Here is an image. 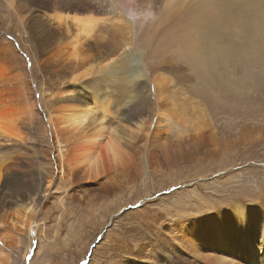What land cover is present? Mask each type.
I'll list each match as a JSON object with an SVG mask.
<instances>
[{
  "label": "bare ground",
  "instance_id": "6f19581e",
  "mask_svg": "<svg viewBox=\"0 0 264 264\" xmlns=\"http://www.w3.org/2000/svg\"><path fill=\"white\" fill-rule=\"evenodd\" d=\"M112 1L120 5L122 13L130 14L131 24L145 35L136 40L139 55L132 51L118 53L119 41L114 37L122 28L120 23L115 24L110 19H122L117 15L112 18L104 16L108 12L102 0H0V20L7 26L5 31L0 30V264H16L19 257L23 262L30 240L35 238L33 232L42 236L37 215L44 205L42 197L45 194L42 192L48 191L55 183L54 168L58 167L60 179H71L77 190L82 189V180L98 176L123 184L134 176V167L144 170L150 145L163 151L168 149V142L161 137L160 129L163 121H169V115L178 117V122H194V130H200L195 136L196 153H204L208 151L206 147L214 145L215 142H211L213 133H204L202 128L206 124V108L201 107L196 99L189 101L175 97L166 87L165 80L168 79L164 77L163 85V77L156 70L173 73L182 69L179 65H185L186 70L192 71L194 80L196 78V83H192L194 91L195 88H203L204 81L214 76L218 62H230L232 58L242 62L244 59L252 68H240L244 70L246 67L250 77L264 66V0H193L192 6L184 4L185 0L173 8L175 0H165L164 8L149 2V7H135L137 5L129 6L122 0ZM168 3L171 6L166 9ZM236 23L240 41L228 44L230 27L236 29L233 27ZM6 34L12 35L10 40ZM235 34L234 31L232 36ZM92 37L95 44L89 46L87 40ZM106 45L110 47L102 51L100 48ZM41 46L53 48L52 53L49 49L44 50L51 55L50 65L54 69L65 68L62 73L53 71L59 73H55L57 77L66 79L68 85L76 88L83 86L85 93L89 94L80 103L66 102L71 92L62 90L58 92L63 103L49 105L48 108L44 105L46 123L43 121V126H48L55 137V142L50 144L59 156L57 164L51 161L50 156L47 160H40L35 140L39 100L32 66L38 64L36 51ZM88 50L96 52L87 54ZM25 56L29 57L30 66H27ZM147 62L150 65H146ZM197 72L205 78L201 79ZM93 73L99 76L85 80ZM215 76L226 83V78L218 72ZM148 82L153 87L152 113L145 108L144 94H138L141 102L138 99L134 101L137 95L133 96L137 94L135 92L141 93ZM107 87H111L110 91L119 88L127 100L117 107L109 97L100 95ZM197 92L195 96L199 97ZM191 98L194 99L193 95ZM114 106L115 111L122 108L125 114L135 113L133 126L120 121V116L112 112ZM144 112H150V117H142ZM140 137L144 142H135ZM25 140H30L27 146L24 145ZM42 163L49 165L45 171L49 180H44L39 173ZM73 166L79 167V172H75ZM43 181L45 187L40 192L39 184ZM98 187L103 190V186ZM109 188L113 189V184ZM212 205L211 208H203L205 211L202 210L201 214L199 210L192 215L176 213L174 220L168 218L165 221L162 228L164 247L157 249V262L264 264V197L255 204H248L235 195L223 206ZM145 215L149 214L139 216L145 218ZM23 233L29 237V246L20 251L21 256L13 255L12 258L10 252L22 240L20 235ZM40 246H36L34 256ZM142 249L146 250L145 247ZM131 250L128 247L126 251L131 257L150 258L151 252Z\"/></svg>",
  "mask_w": 264,
  "mask_h": 264
},
{
  "label": "rangeland",
  "instance_id": "374dc122",
  "mask_svg": "<svg viewBox=\"0 0 264 264\" xmlns=\"http://www.w3.org/2000/svg\"><path fill=\"white\" fill-rule=\"evenodd\" d=\"M102 1L105 4L106 12H108L104 16L112 18L113 15H117L122 19V21L110 19L111 21L114 20L113 23L115 24L120 23L122 28L114 37L116 41H119L118 53L132 51L139 55L140 48H138L136 40L145 36L142 34L143 32L136 30L135 25L131 24L128 19V17L130 19L132 17L126 11L122 13L123 10L120 5L112 0ZM122 1L129 6L130 4H132L131 6L137 5L135 7H149L153 3L164 8L165 4V0H154V2L153 0ZM182 1L185 0H175L172 3V8ZM187 1L184 3L187 6H192L194 3L193 0H190L187 4ZM148 2L150 5L147 4ZM170 6V3L166 4V9H169ZM233 27L236 29L230 27L232 31L227 40L228 44L240 41L238 37L240 30L237 28V23ZM6 28V24L0 20V30L5 31ZM127 28L131 30L130 35ZM234 31L236 34L232 36ZM58 35L61 36V34ZM7 36L10 40L12 35L8 34ZM94 37L91 38L92 40H87L89 46L95 44ZM109 47L106 45L100 49L104 51ZM44 49H49V53L53 52V48L50 46L39 47L36 51L38 64L35 67L32 66V71L35 72L37 80V99L40 105H38L39 115L37 116L35 140L38 144L40 160H47V157L50 156L52 157L51 161L57 164L60 161L59 156H56V150L51 149L55 137L51 134L48 126H45L46 128L43 126V121L46 123V108L49 105L56 106L64 102V100L59 99H63L60 97L61 94L59 95L62 90H67L66 93L71 92L72 96L68 94L69 97L71 96L70 99L68 96L65 99L64 96L66 102L80 103L81 100L87 99L89 94L85 93L83 86L76 88L68 85L66 79L57 77L56 74L62 73L65 68L54 69V66L50 65L51 55ZM95 52V50H88L87 54L94 55ZM21 55L23 56V53ZM40 56L43 57V60H47L42 62ZM24 58L27 66H30L29 57L25 56ZM44 64L47 67H44ZM146 65L150 64L147 62ZM169 66L173 67L174 65L169 64ZM179 66L182 69L173 73L165 72L163 69L156 70V73L163 77L161 79L163 85L164 77L168 79L165 80V82L167 81L166 87L170 93L172 91L175 97L178 96L180 99H188L189 101L196 99L201 107L206 108L204 110L206 124L202 128L204 133H213L211 142H215L214 145L206 147L208 151L204 153H196L198 146L195 136L200 130L198 128L194 130V122H181L180 120L178 122V117L169 115V121H163V127L160 129L162 131L161 137L168 142V149L163 151L150 145L151 150L146 156L144 170L141 171L139 167H134L132 171L134 176L123 184L116 183L112 179L105 180L104 177L98 176L89 178V180H82L80 182L82 189L77 190L72 185L71 179H60V175L57 174L58 167L54 168L55 183L50 185L48 191L42 192L45 187L44 181L39 184L41 186L40 192L45 194L42 197L44 205L40 207L37 215L42 236L39 237L37 233L33 232L35 238L29 243L27 233L20 235L22 240L14 247L13 252H10L11 257L21 256L20 251H25L29 244L30 248L24 256V261L22 262V258L19 257L16 264H116V261L117 264H161L162 260L160 259V263L157 262L155 256L158 253L157 249L164 247L162 228L168 218L174 220L178 215L176 213L182 214L184 212H187V215H192V213L200 211L201 214L205 208L213 207L212 204L223 206L235 195L240 196L248 204H255L261 197H264V66L257 73H252L250 77L245 69L252 67L244 59L242 62L236 58H232L230 62L226 63L218 62L215 66L214 76L204 81L203 88L198 90L195 88L196 92L200 93L199 97H196V92L193 91L196 78L194 80L192 71L186 70L185 65ZM244 66H246L244 70L240 68ZM55 70L59 73L53 72ZM216 71L220 76L226 78V83L223 84V81L216 78ZM40 73L44 74L41 75ZM50 73L53 74L50 75ZM198 75L201 79L205 78L200 73ZM257 75L258 77H256ZM98 76V73H93L85 80H92ZM148 83L142 88L141 93L135 92L137 94H133V96L137 95L134 101L138 99L141 102L139 95L144 94L145 108L151 112L154 111L153 87L151 83ZM190 84H192L191 87ZM110 90L111 87H107L103 89L100 95L109 97L117 103V107L127 100L126 95L119 88ZM192 95L194 99L191 98ZM115 110L116 106L112 107V112L118 117L120 116L122 123L133 126L132 122L136 120L134 112L125 114L122 108L118 111ZM150 112H144L142 117L149 118L152 113ZM168 113L170 114V112ZM252 131L256 132L253 133ZM139 140L144 142L142 137L136 139L135 142H141ZM29 142L30 140H25L24 145L27 146ZM187 143L190 144L185 146ZM48 169V164L42 163L39 166V173L44 180H49L47 172H45ZM73 169L75 172L80 170L79 167L74 166ZM110 184H113V189L109 188ZM100 185L103 186L102 191L98 187ZM205 205L208 206L205 207ZM193 208L198 209L194 210ZM144 213L149 215H145V218L139 216L140 214L144 215ZM149 217L154 221L151 222ZM144 223L147 225L144 226ZM150 225H154V227ZM154 241L155 243H153ZM39 244H41L39 252L34 256L36 246ZM128 247L132 249L131 251L151 252L150 258L131 257L126 252ZM144 247L146 250L142 249ZM123 252H126L124 253L125 256ZM151 256L154 257V260ZM33 257L35 259L31 262Z\"/></svg>",
  "mask_w": 264,
  "mask_h": 264
}]
</instances>
